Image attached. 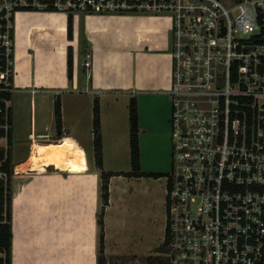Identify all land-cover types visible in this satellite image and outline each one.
Instances as JSON below:
<instances>
[{
    "label": "built area",
    "instance_id": "2783aa9c",
    "mask_svg": "<svg viewBox=\"0 0 264 264\" xmlns=\"http://www.w3.org/2000/svg\"><path fill=\"white\" fill-rule=\"evenodd\" d=\"M68 2L171 19L167 263L264 264V0ZM29 4L0 0V70L9 76L11 17Z\"/></svg>",
    "mask_w": 264,
    "mask_h": 264
},
{
    "label": "crops",
    "instance_id": "0c3cea01",
    "mask_svg": "<svg viewBox=\"0 0 264 264\" xmlns=\"http://www.w3.org/2000/svg\"><path fill=\"white\" fill-rule=\"evenodd\" d=\"M171 25L170 17L163 13L78 10L74 12L73 39H69L68 12L65 10H18L15 13L12 93L13 98L17 91L30 94L32 116L28 137L17 140L29 144L24 149L25 158L19 160L13 158L17 144H14L16 138L12 125L15 169L12 177V264H72L73 258L79 264H98V217L103 180L96 159L90 160L85 149L93 142L95 148V101L97 99L100 105L104 140L106 120L112 139L121 137L120 99L128 102L126 107L129 109L132 98H136L138 107L141 97L160 93L168 95L172 67L168 53ZM69 46L74 55L72 79L68 76ZM86 52L93 55L90 68L81 63ZM46 94L52 98L49 112L53 124L38 125L39 105L40 113L44 114ZM65 94L75 100L66 110ZM57 96H60L62 105L63 128L60 133L55 116ZM84 110L87 111L86 122H83ZM141 125L139 114V144L140 130L145 129ZM40 145L65 146L68 166L33 164L30 161L32 153ZM79 147L85 152L83 167L78 166ZM114 176L109 182V202H112ZM125 177L139 178L132 175L122 176V179ZM75 205L83 213L82 222L77 224V239L72 222Z\"/></svg>",
    "mask_w": 264,
    "mask_h": 264
},
{
    "label": "rangeland",
    "instance_id": "374dc122",
    "mask_svg": "<svg viewBox=\"0 0 264 264\" xmlns=\"http://www.w3.org/2000/svg\"><path fill=\"white\" fill-rule=\"evenodd\" d=\"M42 1L49 0H36L35 5L46 7L48 3H43ZM57 1L58 7L66 11L76 7L75 3L68 2V0ZM85 1L83 0V2ZM82 5L83 3L80 9L74 12L78 10L87 12ZM98 12L116 11L98 10ZM163 14L169 17L165 12ZM168 53L170 56L169 49ZM84 60L85 58L82 57L81 63L84 64ZM8 63L11 66V62ZM12 73L13 71L11 75ZM9 75L7 72L0 70V81H5L8 87L11 85ZM23 94L27 93L17 91L12 101L6 102L7 106H12V111H14L13 130H15L14 137L16 138L14 144H17V147L15 146V156L13 157L15 160L25 158L23 157L24 149L29 144L26 141L19 143L17 140L26 139L31 130V96L30 94ZM49 97L50 94H46L44 114L40 113L41 108L39 105L38 125L40 123L44 125L53 124L49 112L52 98L49 99ZM39 99L38 96V101ZM73 100V98L65 94L63 99L65 110L67 106L70 107ZM126 103L128 102L120 99L118 105L120 138L115 137V139H112L113 134L109 130L108 121L106 120L105 122V127L107 128L103 140L104 171L116 176L112 179V202L110 201L105 208L101 202L99 209V213L104 210V264H156L160 258H165L164 252L166 250V244H164L166 176L173 168L172 106L167 93L140 98L138 110L142 121L141 126L145 127V129L140 130V162L141 171L146 175L139 178L125 177L122 179V176H132L133 173L130 146L131 124ZM52 106L54 107V102ZM107 108H110V106ZM82 112L84 116L83 122H86L85 120L88 121V117L85 115L87 111L84 110ZM0 145L7 147L6 138H0ZM85 149L90 155V160L96 159L94 142L93 144L91 143V146L87 144ZM79 151L78 166L83 167L86 164L85 152L80 147ZM150 173L151 175H147ZM157 173H162L163 176L156 178L154 174ZM126 191L130 192L126 194ZM121 201L124 203L121 204ZM82 214V211L79 208L77 210V205H75L72 211V222L74 223L73 234L76 239L79 235L77 224L82 222ZM1 256H4V254L0 253ZM72 264H79V262L73 258Z\"/></svg>",
    "mask_w": 264,
    "mask_h": 264
},
{
    "label": "trees",
    "instance_id": "16d2710c",
    "mask_svg": "<svg viewBox=\"0 0 264 264\" xmlns=\"http://www.w3.org/2000/svg\"><path fill=\"white\" fill-rule=\"evenodd\" d=\"M43 3H48L46 7H39L33 4L25 5L18 7L16 10H63L59 9L55 5L56 0L42 1ZM80 8H71L68 9V37L73 39V19L74 11ZM87 12H98L94 11L91 5H88L86 8ZM66 11V10H65ZM14 15L11 17L12 22L14 21ZM11 38L14 41V26L11 28ZM13 60V55L11 56ZM6 59L3 61L2 68L5 70ZM73 69H74V55L73 49L71 46L68 48V76L69 79L73 78ZM11 70L13 71V66L11 65ZM11 85L8 87L4 83H0V138H6L7 147H2L0 145V253L4 256L0 257V264H12V239H13V228H12V177L14 174V166L12 162V106H7L6 102L13 99V73L9 77ZM62 105L60 96H57L55 99V116L57 129L60 133L63 128L62 122ZM130 110V122H131V133H130V145H131V164L133 167L134 176H143L146 175L141 171V162H140V144H139V113L137 107L136 98H132L129 104ZM8 125V128L5 127ZM94 134H95V154H96V164L97 167L101 170L102 177V203L105 208L109 205L110 200V187L109 182L110 178L113 176L112 173L104 171L103 163V139L101 133V114H100V105L99 101L96 99L94 107ZM147 175H151L147 174ZM156 178L163 176L162 173L154 174ZM98 223L100 226V235H99V256L98 264H104V244H105V232H104V210L99 213ZM168 238L164 241V244H167ZM156 264H168L166 258H160Z\"/></svg>",
    "mask_w": 264,
    "mask_h": 264
},
{
    "label": "bare ground",
    "instance_id": "6f19581e",
    "mask_svg": "<svg viewBox=\"0 0 264 264\" xmlns=\"http://www.w3.org/2000/svg\"><path fill=\"white\" fill-rule=\"evenodd\" d=\"M67 148L63 145L52 147L51 145H40L34 150L30 161L37 166L44 164H55L61 167L68 166Z\"/></svg>",
    "mask_w": 264,
    "mask_h": 264
}]
</instances>
